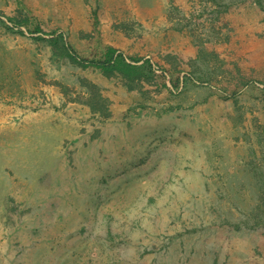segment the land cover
Returning a JSON list of instances; mask_svg holds the SVG:
<instances>
[{"label": "rangeland", "instance_id": "374dc122", "mask_svg": "<svg viewBox=\"0 0 264 264\" xmlns=\"http://www.w3.org/2000/svg\"><path fill=\"white\" fill-rule=\"evenodd\" d=\"M0 264H264V0H0Z\"/></svg>", "mask_w": 264, "mask_h": 264}, {"label": "trees", "instance_id": "16d2710c", "mask_svg": "<svg viewBox=\"0 0 264 264\" xmlns=\"http://www.w3.org/2000/svg\"><path fill=\"white\" fill-rule=\"evenodd\" d=\"M67 47L70 48L69 45H67ZM69 51L70 56L84 66H92L101 69L106 73H113L117 71L127 75L128 77H133L138 74L139 66L136 63L127 61L126 57L112 46L107 47L103 57L100 59L81 58L80 56L76 55L74 51L71 50V48ZM135 60L138 61L139 59L137 58Z\"/></svg>", "mask_w": 264, "mask_h": 264}]
</instances>
